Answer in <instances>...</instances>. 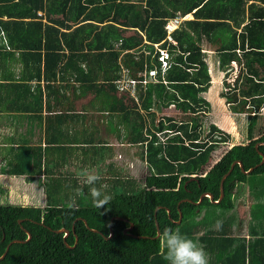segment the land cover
<instances>
[{
  "label": "trees",
  "instance_id": "trees-1",
  "mask_svg": "<svg viewBox=\"0 0 264 264\" xmlns=\"http://www.w3.org/2000/svg\"><path fill=\"white\" fill-rule=\"evenodd\" d=\"M188 14L194 18L173 34L177 46L170 43L171 68L163 77L158 75L157 84H136L120 94L121 82H143L146 69L156 68L161 74L158 56L152 59L155 45L166 39L170 18ZM209 52L218 58L220 69L230 72L239 67L240 74L230 85L234 92L228 94L229 103L241 107L235 108L236 113L246 108L248 123H253L264 110V74L260 75V70L264 72V0H0V93L7 91L14 98L9 110L57 112L58 106L48 100L59 96L60 88L51 85L58 68L66 74L71 65H80L77 77L83 73L90 80L99 108L106 96L105 109L110 104L109 113H119L110 115L116 139L146 148L150 183L169 187L142 190L134 179L110 182L100 177L95 186L105 185L111 201L101 209L94 207L92 186L81 173L95 169L97 148L111 153L114 149L107 142L96 145L94 138L84 141L78 133L57 131L68 122V115L49 118L46 147L32 148L38 153V173L45 172L47 178L46 206L0 205V258L10 243L21 241L11 245L0 264H168L159 230L179 229L185 235L189 223L205 208H235L237 186L246 184L249 176L264 175V164L249 176L236 165L218 204L201 197L208 193L219 201L221 181L235 161H241L246 171L259 165L264 136L233 146L206 174L228 147L221 144L232 140L207 124L206 115H192L202 105L209 107L202 97L212 82ZM15 64L20 65L19 75L8 68ZM135 89L139 101L133 98L130 104L127 93ZM172 104L183 115L165 117L156 126V109ZM132 115L139 120L134 126ZM93 126L90 121V130ZM262 133L264 116H257L249 135L255 138ZM178 176L181 182L176 187ZM255 228L247 243L236 237L230 222H224L200 236L199 242L210 264H264V229ZM59 230L70 234L66 237Z\"/></svg>",
  "mask_w": 264,
  "mask_h": 264
},
{
  "label": "crops",
  "instance_id": "crops-1",
  "mask_svg": "<svg viewBox=\"0 0 264 264\" xmlns=\"http://www.w3.org/2000/svg\"><path fill=\"white\" fill-rule=\"evenodd\" d=\"M16 57L19 58V55H17ZM63 66L64 65H62L61 67ZM81 66L84 69H87L85 67L86 64H82ZM8 68L13 69L16 75L20 71L19 64H15ZM75 69L76 71H74ZM79 69H80V65L79 66L71 65V68L69 69L68 73L61 74L59 72L60 67L58 68L57 77L55 81L51 83V85L55 88H60V92H58L59 96L52 97L51 99L48 100L50 101L51 104L58 106L59 109H57V112H53L50 114H48L45 111L42 113H38V114H26V113L12 112L9 110L8 106L10 104H14L13 103L14 98L7 91L0 93V97H3V103L0 101L2 104V106H0V185H2L0 188H2L3 191L5 189L6 190L5 192H8V194H12V192H14L15 195L21 197L22 198L21 200H23L24 199L23 197L26 194L24 189L30 187V190H31L30 185H33L34 182H37V184L35 185H37L38 188L40 187V185L45 186V184L47 183L45 172H43L42 174L38 173V170H39V163H37V161L39 160L37 158L38 153L36 151H33L32 148L46 147L44 130L46 128V123L49 118L53 120V118L57 115H68L69 116L68 122L63 123L62 128L57 127L56 128L57 131H63L65 133L72 132L73 134L78 133L79 135H82L81 139L84 141H87L90 138H94L97 142L96 145H102V143L107 142L105 143L106 145H109V146L115 145V146L121 147V150L123 146L126 147L127 144H125L124 141L122 140L116 139L118 142L116 145V144H113L107 138L105 140L104 139L102 140V138L100 139L101 131H102V135L104 131L103 126L101 127L102 122L104 121L107 122L108 126H110L108 133L110 134L117 133V132L113 133L112 131L114 127H112L110 124L111 123L110 115H119V113L118 112L109 113L108 110H109L110 104L107 106V109H105L106 102L109 100L108 97L106 96L102 97V104H104V106L99 108L100 103L96 100V91L90 88V80H87L86 79L87 76L83 73H81V76L78 75L77 77V71ZM1 83H3V81L0 80V84ZM33 83H34L33 89H35V87L37 86V82L34 81ZM44 83H45L44 81L41 82L43 93L45 91ZM55 98H56V102L54 101ZM44 102L46 103L45 95H44ZM103 108L104 110L100 111ZM172 114H177V113L173 111H168L167 113H164V115L159 119V121L155 122L156 126L161 120H165L166 119L165 117L174 116ZM262 114H264V110L262 111ZM219 116L222 118L221 119L219 118V120H216V122L213 121L211 115H206L204 120L206 121L207 124L215 125L220 130L231 135L232 137L231 143L221 144V146L222 145L228 146L226 149L228 152L233 146L241 145V142L236 141L235 137H233L236 135L234 133H231L228 129V127H230V129L233 130L232 132H237L238 131L237 127L239 126V124L237 125L234 122V115H219ZM256 116H261V115L257 114ZM72 117H75V118L70 120ZM90 121H92L94 125L91 130H90ZM255 121H256V117L253 123H247L246 127L244 126V139H242L244 143H249L251 141L257 140L261 138L262 136H264V133H262L261 135L255 138L250 137L249 126H251V124H254ZM51 125L54 126L53 123H51ZM123 132L121 133V135L124 137V135H126V131L123 130ZM91 133H93V135ZM118 134H119V131H118ZM115 137H117V134L115 135ZM41 139L42 141H40ZM97 139L99 141H97ZM130 146L132 145H129L128 147ZM133 146H136V145H133ZM97 149H98V153L95 155L97 156L98 162L105 160L106 155L111 152L110 150L105 149V147L104 149H102V147L97 148ZM227 152L222 154V156L211 167L208 168V171L206 172V174L221 160V158ZM213 153L210 157L209 162L205 166H207L211 162ZM27 159L30 160L32 164L26 166L24 169L23 163ZM42 168L44 169L45 165H43ZM28 172L29 173L31 172L34 175L30 176ZM258 176L262 177L261 178L262 187L261 188L258 187L259 189L257 191L258 192L257 195L255 194L256 192L253 191L255 185H251L250 183V180L251 178H253V176H249L248 182L246 184H243V185H246L247 193H250L249 196H250L252 204L250 205L249 210L253 214L252 219L254 215L256 214V212H259L257 210H259L260 207H264V200L262 201L263 203H261L258 198L260 191H262V193H260L261 195L264 194V175H258ZM192 177H196V175H193ZM178 182L179 183H177L176 187L181 182L180 176H178ZM44 186H41L42 187L41 190H36V191L38 193H43V196L46 199L47 195H46ZM206 195H208V193ZM206 195L205 197H207ZM235 195H236L235 204H237V207H239L240 201H244V198L246 199L248 194H246L245 197L238 198L237 189H236ZM29 198L30 197H27L26 199H29ZM257 201H259V204H257L258 203ZM232 210H223L219 208H205L202 211V213H204V217H205V214H208V216H210V212H211L213 214L214 220H212L208 225H200L198 223L199 221H197L198 219L195 218L194 219L195 221H192L189 223L190 224L189 231L192 229V227H194L193 229H196V231L201 233V236H202L208 230L217 229L221 223L225 222L224 220V218H226L225 211H227L228 213ZM236 211L238 212V210ZM230 218L231 220L229 222L231 223L232 230L236 235L237 224L235 222H237V217L234 218L232 216ZM193 224L194 226H192ZM256 226H259L260 229H264V217H262V219H260L259 221L252 222L251 228L256 229L255 228ZM261 232H263V230L260 231V235H261Z\"/></svg>",
  "mask_w": 264,
  "mask_h": 264
},
{
  "label": "rangeland",
  "instance_id": "rangeland-1",
  "mask_svg": "<svg viewBox=\"0 0 264 264\" xmlns=\"http://www.w3.org/2000/svg\"><path fill=\"white\" fill-rule=\"evenodd\" d=\"M43 13H40L39 15H41ZM193 17V16H192ZM58 18H61L60 16ZM133 32L128 33V35L132 34ZM213 51V50H212ZM213 56L215 58H213ZM215 59V60H214ZM207 62L209 64V71L211 72V76H212V82H211V87L209 88V90L206 93L202 94V97L205 99H207L206 101L209 103V107L207 108L206 105H202L200 107V109L197 110V113H193L192 115H211L213 121L216 122V120H219V118L221 119L222 117H220L219 115H234V122L239 126L238 131L237 132H232L233 130L230 129V127H228L229 131L231 133H234L236 136L235 137L236 141L241 142V144L244 143V141L242 139H244V126L246 127V124L248 123V117H249V113L248 110L244 111H237V113L235 112V108L241 109V107H237V103L235 104H231L229 103L230 100L228 98V94L233 93L234 89L233 87H230V85L233 84L234 80L236 77L239 76L240 71H239V67L238 66H234V68L229 72L228 70H223L220 69V64L218 63V58H216V56L214 55L213 52H209V57L207 59ZM229 72V73H228ZM264 72L263 70H260V75H263ZM148 82L150 83H155L154 79L149 78ZM148 86V85H147ZM121 87H133V85H127L125 86L124 83L121 84L120 86V94L123 93V91H121ZM125 88V89H126ZM171 92V89L169 90ZM229 94V95H230ZM224 95H226L227 97H225ZM127 97L129 98H135L137 99V94H136V89L135 91H133L131 94L127 93ZM130 99V100H132ZM168 111H173L176 113H180L181 115H183V112H181V110H179V108L176 107V104H172L169 107L163 106L162 109H156V121L158 122L159 119L164 115V113H167ZM234 113V114H233ZM259 114H262L259 113ZM258 114V115H259ZM172 115H176V114H172ZM257 115V114H256ZM255 115V117L257 118V116ZM263 115V114H262ZM261 115V116H262ZM223 120V119H222ZM224 121V120H223ZM131 123L132 125H136V123H139V120L137 119L136 115H132L131 117ZM166 125L168 124L167 122H164ZM103 126V135H102V131H101V137L102 140L104 139H109L113 144L117 145V140L115 135L116 134H110L109 129L110 126H108L107 122H102L101 127ZM226 128V127H225ZM146 130L144 131V134H146ZM97 141H99L97 139ZM245 144V143H244ZM112 148L114 149V153H109L106 155L105 160H102L101 162H98L95 169H91V173H97L100 177L106 178L108 179V181L110 182H115V178H119L122 180H136L139 187H142L143 189H148L150 187H161V188H169L167 187V185H157L156 183H150V180L153 181V179L151 177H153L152 175H150L149 173V168L148 165L145 161L146 156L144 154L145 149L141 144L136 145V146H130L128 147L126 145L122 147H118L115 145H112ZM127 148V150H126ZM126 150V151H125ZM227 152V150L225 151ZM223 152V154L225 153ZM32 162L30 160H26L23 163V168L25 169L26 166L31 165ZM72 168V167H71ZM5 169V168H4ZM72 169H75L76 172L78 171L77 168L73 167ZM208 169V168H207ZM71 171V170H69ZM31 173V172H30ZM28 172V174L34 175V174H30ZM29 176V177H30ZM34 177V176H32ZM261 176H254L253 178H251L250 183L251 185H255L253 191H255V194H258V187H262V183H261ZM178 180L176 182L177 185ZM37 182H34L33 185L31 186V190L30 187L24 189L25 190V195H24V199L21 200L22 198L15 195L14 192H12V194H8V192H5L6 190L4 189V191L2 190V188H0V205H4V204H10V205H20V206H25V207H29V206H46V199L43 196V193H38L36 190H41L42 187L44 185H40V189L38 188ZM2 185H0L1 187ZM34 187V188H33ZM237 195L238 198L239 197H245L246 194L247 197L246 199L244 198V201H240V205L239 207H237V204L235 205V208L228 212L225 211V217L224 220L225 222H229L231 220L230 217H237V222H235L237 224L236 229H237V233H236V237L241 239V240H246L247 243L251 240V238H253V234H252V222L255 221H259L260 219H262V217H264V207H260L259 212H256V214L254 215L253 219H252V213L249 210L250 205L252 204L251 199H250V193H247V188L246 185L240 184L239 186H237ZM35 189V190H34ZM30 190V191H29ZM32 193V194H31ZM119 195H121L122 193L120 192V189L118 188V192ZM260 193H262V191H260ZM259 193V201L261 203H263L262 201L264 200V194L261 195ZM31 194V196H30ZM236 194V191H235ZM234 194L235 198L236 195ZM27 197H30L29 199H26ZM34 197V198H33ZM261 197V198H260ZM87 200V199H85ZM84 201V200H83ZM259 201H257L259 204ZM24 202V203H23ZM92 202V200H90V203ZM238 210V212L236 211ZM220 215V213H219ZM212 217V218H211ZM196 219H198L197 221H199L198 223L200 225H208L212 220H214L213 218V214L210 212V216H208V214H205L204 217V213H201ZM194 227H192V229L190 231L186 232V236H188L189 238H192L195 241L199 242V238L201 236V233H199L198 231H196V229H193ZM206 229V228H205ZM204 230V229H203ZM196 231V232H195ZM205 233V232H204ZM263 235V232H261V235ZM201 245V244H200ZM210 264V262H209Z\"/></svg>",
  "mask_w": 264,
  "mask_h": 264
},
{
  "label": "clouds",
  "instance_id": "clouds-1",
  "mask_svg": "<svg viewBox=\"0 0 264 264\" xmlns=\"http://www.w3.org/2000/svg\"><path fill=\"white\" fill-rule=\"evenodd\" d=\"M145 75H148L149 79V70H145L144 77ZM159 75L163 77L162 74ZM157 83L158 77L155 83L149 84L155 85ZM125 84H127V82H125ZM129 103L131 104V100H129ZM81 175L85 177V183L92 186L90 188V196L93 206L98 209L106 206L111 201V196L106 194L105 185L101 184L99 187L95 186L101 179L100 176L88 170H84ZM160 240L162 247L166 250L164 259L168 264H209V254L205 251L203 246H201L198 241L186 235H182L179 229L172 230L166 228L161 233Z\"/></svg>",
  "mask_w": 264,
  "mask_h": 264
},
{
  "label": "built area",
  "instance_id": "built-area-1",
  "mask_svg": "<svg viewBox=\"0 0 264 264\" xmlns=\"http://www.w3.org/2000/svg\"><path fill=\"white\" fill-rule=\"evenodd\" d=\"M192 14H188L185 16L178 15L174 18H170L166 25L165 30L167 32L166 39L159 44L155 45L156 51L152 54V59L156 58L158 56V62L160 63V69L162 76L165 75V73L171 68V50H170V43L173 46H177V41L174 39L173 34L176 30H178L181 26V24L186 20L193 19ZM168 43L167 47H164V44ZM159 75V72L155 69L149 71V78H153L155 81H157V77ZM123 83V82H121ZM144 84L148 85L150 82H148V75H145V79L143 82H136V81H128L129 85L135 86L136 84ZM128 84H125L127 86ZM126 87H121V91L125 90Z\"/></svg>",
  "mask_w": 264,
  "mask_h": 264
},
{
  "label": "water",
  "instance_id": "water-1",
  "mask_svg": "<svg viewBox=\"0 0 264 264\" xmlns=\"http://www.w3.org/2000/svg\"><path fill=\"white\" fill-rule=\"evenodd\" d=\"M260 145L263 146L264 143H262V144H260ZM260 145H258L257 147H259ZM259 154H260V155L262 156V158H263V159H262V162H261L259 165H257L256 167H253V168L249 169L248 171L245 170L244 165H243V163H242L241 161H235V162L232 164L230 170L228 171V173H227L226 175H224V177H223V179H222V181H221V198H220V200H219L218 202L214 201V197H213L211 194H208L209 196L206 195V194H204V195L201 197V201L204 199V197H205V195H206L207 197H209V198L211 199L212 203H214V204L219 203V202L224 198V195H225V191H224V183H225V180H226L227 177L230 176V174L233 172V170L235 169L236 165H239V166L241 167V169H242V172H243L244 174H246V175L249 176V175H251V174L255 171L256 168H258V167H260V166H262V165L264 164V154H263L262 152H260V151H259ZM201 201H200V202H201ZM180 219H181V220L179 221V223L182 221V214H181V218H180ZM157 226H158V230H159V229H160V228H159V225L157 224ZM133 227H134V225H131V227L128 228V229L125 231V233H128V231H130ZM92 231L96 232V230H93V229H92ZM57 232H58V233H62V232H64L65 235H66V237L69 236V234H70V232H69L68 230H59V231H57ZM28 235H29V240H30L32 236H31L30 233H28ZM113 235H114V233H113V231H111V236H110V237H113ZM160 235H161V233H160V230H159V232H158V236H157V237H159ZM19 242H21V241L16 240V241H13L12 243H10V245L7 247L6 252H5L4 255L0 258V260L4 259V258L6 257V255H7L8 251H9L11 245H13L14 243H19ZM77 242H78V239H77ZM77 242H76V243H77Z\"/></svg>",
  "mask_w": 264,
  "mask_h": 264
}]
</instances>
